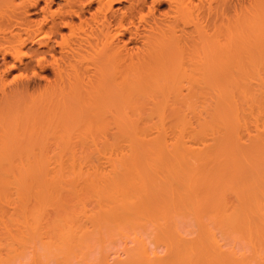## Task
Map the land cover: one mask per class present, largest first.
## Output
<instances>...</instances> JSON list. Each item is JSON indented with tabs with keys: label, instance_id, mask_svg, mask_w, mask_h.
I'll return each mask as SVG.
<instances>
[{
	"label": "bare ground",
	"instance_id": "1",
	"mask_svg": "<svg viewBox=\"0 0 264 264\" xmlns=\"http://www.w3.org/2000/svg\"><path fill=\"white\" fill-rule=\"evenodd\" d=\"M235 1L0 0V264H264V0ZM87 113L102 157L12 154Z\"/></svg>",
	"mask_w": 264,
	"mask_h": 264
},
{
	"label": "rangeland",
	"instance_id": "2",
	"mask_svg": "<svg viewBox=\"0 0 264 264\" xmlns=\"http://www.w3.org/2000/svg\"><path fill=\"white\" fill-rule=\"evenodd\" d=\"M198 1V0H197ZM196 0H195V2H197ZM219 1L220 0H218V2H217V0H215V4H213L212 3V5L215 7L216 6V8L217 7H219V5H220V3H219ZM226 0H222V3H221V5H220V9H222L223 8V3L225 2ZM230 1H232L233 2V0H230ZM235 1V0H234ZM236 1H238V2H236ZM235 2H234V6L235 5H237V3H238V5L237 6H239L240 7V5L239 4H241L242 2H243V0H236ZM239 1L241 2V3H239ZM57 2H58V0H57ZM214 2V1H213ZM217 2V3H216ZM207 4V5H206ZM206 6H208L207 8L209 9H211L212 8V10H210V12H209V10L206 8V6L205 5H203V4H201L203 7L205 6V9L202 11L201 10V8H202V6H201V8L199 9L201 12H200V15H202V12L204 13V15H202L200 18H204V16H205V18H207V16L205 15V12H207L206 10H208V18L209 17H212V18H207V20H205V18H204V20L207 22L208 21V23L209 22H211L210 24H208V25H210V26H212L213 25V23H216V24H219L220 22H221V20H222V18H223V13H221V17L222 18H219L220 17V13H217V11L219 12V8L218 9H216V8H214V10H216V11H214L213 10V6L212 7H210L209 6V4L206 2ZM217 4H218V6H217ZM52 7L53 8H55V5H52ZM165 8H167L166 7V5H163V6H161L160 7V9L161 10H163V9H165ZM236 8H238V7H236ZM211 11H213V12H211ZM220 12H222V10H220ZM210 13H212L211 14V16H210ZM213 14H214V16H213ZM42 15L43 14H41L40 15V17L39 18H41L42 17ZM88 15V14H87ZM216 15V16H215ZM1 19V18H0ZM210 20V21H209ZM202 21H203V19H202ZM204 22V21H203ZM205 22V23H206ZM207 24V23H206ZM8 60H10V58L8 59ZM7 66V65H6ZM5 65H4V61H3V59H2V55L0 54V70L3 72L4 70V72L3 73H0V74H3V75H1V76H4L3 78H4V80L6 79H9L8 81L11 83V81H13L11 84L12 85H17V83H20L18 80H16L15 81V78H13L12 76H14V74H17L15 71H11V70H7L8 69V67H6ZM6 67V68H5ZM8 71V72H7ZM6 73V74H5ZM5 74V75H4ZM6 76V77H5ZM14 80H13V79ZM22 80L24 79V78H21ZM5 80V81H6ZM28 80V79H27ZM31 80H32V78H31ZM7 81V82H8ZM18 81V82H17ZM24 81V80H23ZM6 82V83H7ZM8 82V85L10 84ZM17 82V83H16ZM25 82H28V81H25ZM30 82V81H29ZM32 82V81H31ZM34 82H36V79L34 80L33 79V82H32V84L34 83ZM37 82H39V80L37 79ZM9 85L10 87H13L12 85ZM31 84V83H30ZM31 84V85H32ZM7 85V86H8ZM10 87H7L8 89L7 90H9V88ZM16 87V86H15ZM1 93V92H0ZM87 115H89L90 117H92L91 115H90V113L88 114L87 113ZM87 115L85 114V119H84V117H83V121L81 120V118L82 117H80V119H79V121L81 120V122H79V121H77L76 122V125L74 124L72 127H70L69 126V128H67V129H69L68 131L69 132H67V129H63V131L65 132V134H64V132H61L62 130L60 129H57V130H54V131H52L53 130V128L52 129H50V128H47V130L48 131H46V129L44 128V130L43 129H39V131H34V133H35V136H34V133L33 132H28L27 133V135H25L26 133H23V132H21L18 136H17V134H15V132L14 131H9L8 132V134H10V135H15L16 136V138H15V140H16V142L18 143L17 144V147H19V148H15V152L13 151L12 152V154L13 155H15V156H17V155H19V154H21V155H24L25 154V148L24 147H29V145L27 146V144H29V143H26V142H30V146H33L32 144H34V147L36 148L35 150V153H37L38 155H43V156H47L48 155V157H63L62 155H64V157H67V156H69V157H72L73 158V155L75 156V157H78V158H84V157H90V155L92 156V157H98L99 155V157H102L103 155L102 154H104V151H105V148H106V146H107V139H106V137L108 138V132H107V130H106V133H105V130H102V128L104 127L103 125H98L97 124V121L95 120V119H93V118H95L96 116H94L93 115V117H92V119L91 120H95L96 122V124L99 126V127H96L97 125H95L94 126V123L93 122H91L90 123V119H88L87 120V118H90L89 116L87 117ZM13 120V121H12ZM11 120V122L12 123H15L16 121H17V119H12ZM90 120V121H89ZM85 121H88L89 123H83V122H85ZM99 122V121H98ZM81 125V126H79V125ZM92 124H93V127L95 128H98V130L95 128V129H93V127H92ZM100 124H102V123H100ZM83 125V126H82ZM87 125V126H86ZM76 126L78 127L77 129H76V131H75V128H76ZM88 128H86V127ZM89 126L90 127H92V128H89ZM102 128H101V127ZM74 127V129H71V128H73ZM85 127V128H84ZM51 131H50V130ZM70 129H71V131H70ZM93 129V130H92ZM43 130V131H42ZM59 130V132H57ZM73 130L75 131V132H73ZM101 130V131H100ZM40 131H41V134H40ZM44 131H46V133L44 132ZM50 131V132H49ZM12 132V133H11ZM38 132V133H37ZM44 132V133H43ZM54 132H56V133H54ZM60 132H61V134H60ZM72 132V133H71ZM14 133V134H13ZM24 134V136H23V134ZM36 133H37V135H36ZM51 133H53V134H51ZM68 133H70V134H68ZM75 133V134H74ZM105 133V134H104ZM43 134V135H42ZM50 134V135H49ZM65 135V138H62L61 139V137H63L64 135ZM73 134V135H72ZM32 136V137H30V136ZM46 135H48V136H46ZM53 135H54V140H53ZM58 136V137H56V136ZM62 135V136H61ZM19 136H21V137H19ZM29 138H28V137ZM36 136H38L39 137V140H43V141H40V142H42L41 144H40V142H39V144L38 143H32L31 144V142H38L39 140H38V138L36 137ZM45 136V137H44ZM68 138H67V137ZM71 136H72V138H71ZM106 136V137H105ZM40 137H41V139H40ZM43 137V138H42ZM20 138V139H19ZM23 140H22V139ZM33 138V139H32ZM36 138V139H35ZM58 138V139H57ZM60 138V139H59ZM19 139V140H18ZM28 139V140H27ZM68 139V140H67ZM30 140H33V141H30ZM37 140V141H36ZM64 142H63V141ZM72 140V141H71ZM62 141V142H61ZM67 141V142H66ZM22 142H24V143H22ZM44 142V143H43ZM61 142V143H60ZM66 142V143H65ZM69 142V143H68ZM25 143H26V145H25ZM46 143V144H45ZM20 144H21V147H20ZM24 144V145H23ZM44 144V145H43ZM40 145H43L42 147H40ZM45 145H47V146H45ZM68 145V146H67ZM38 146V147H37ZM51 146V147H50ZM56 146V147H55ZM44 147V148H43ZM46 147V148H45ZM53 147V148H52ZM59 148V150H58V148ZM66 147V148H65ZM22 148L24 149L23 151H21L22 150ZM39 148H43V149H46V151L44 150V153H43V149L41 150V149H39ZM62 148V149H61ZM64 148V149H63ZM18 149V150H17ZM56 149H57V151H56ZM68 149V150H67ZM70 149V150H69ZM50 152H48V151ZM63 150V151H62ZM65 150V151H64ZM37 151H39V152H37ZM42 151V152H41ZM62 151V152H61ZM16 152H17V154H16ZM21 152V153H20ZM58 152V153H57ZM46 153H48V154H46ZM11 154V155H12ZM53 155V156H52ZM77 155V156H76ZM94 155V156H93ZM96 155V156H95ZM105 155V154H104ZM82 156V157H81Z\"/></svg>",
	"mask_w": 264,
	"mask_h": 264
}]
</instances>
